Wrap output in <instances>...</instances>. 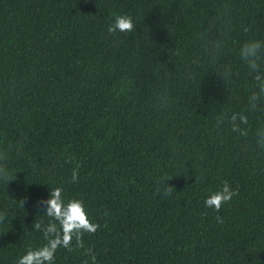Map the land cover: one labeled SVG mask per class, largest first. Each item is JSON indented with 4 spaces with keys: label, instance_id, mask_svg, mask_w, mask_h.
Instances as JSON below:
<instances>
[{
    "label": "trees",
    "instance_id": "obj_1",
    "mask_svg": "<svg viewBox=\"0 0 264 264\" xmlns=\"http://www.w3.org/2000/svg\"><path fill=\"white\" fill-rule=\"evenodd\" d=\"M118 15L132 32H108ZM251 39L264 41V0H0V150L13 173L0 181L12 211L0 264L45 242L37 202L57 185L101 225L84 237L97 264H264V105L247 112L254 81L239 57ZM225 112H247L246 137L217 126ZM225 180L239 194L217 213L204 199ZM85 259L60 249L55 264Z\"/></svg>",
    "mask_w": 264,
    "mask_h": 264
},
{
    "label": "clouds",
    "instance_id": "obj_2",
    "mask_svg": "<svg viewBox=\"0 0 264 264\" xmlns=\"http://www.w3.org/2000/svg\"><path fill=\"white\" fill-rule=\"evenodd\" d=\"M217 20L209 21L206 28L208 35L209 49L213 54H218L221 44V35L218 39L210 40L209 33L216 28ZM135 25L132 17L128 15H118L108 26L109 33L132 32ZM243 31L248 32L249 28L245 27ZM240 59L247 65L254 81L252 90L247 97V112L256 111L261 105H264V41L251 39L241 44L239 49ZM226 81L232 75L230 67H224L218 72ZM247 112L223 113L217 117V126L227 122L232 132L238 136L246 137L250 131L247 127L249 117ZM256 144L259 148L264 149V125L255 130ZM8 151L0 150V181L8 185L13 180V173L9 168ZM71 162V161H66ZM170 178L164 177L158 183L165 185L163 195L170 196L173 187L169 186L167 181ZM202 180L203 176L197 177L196 180ZM70 182H79V165L72 170ZM239 194L238 188H233L227 180L222 182V186L212 191L205 199L206 208L219 212L222 206L232 201ZM22 206L25 201L20 200ZM39 208L37 213L42 215L33 223V230L42 234L44 243L39 247H29L18 257L16 264H55L56 253L60 249L67 252H73L76 249L82 251L84 257L90 258L83 260L82 264H97V256L91 246L86 247L85 235H94L101 227L98 222L90 219L83 199L78 197H68L64 195L62 186H55L49 189V195L46 199L37 202ZM10 208H0V225H3L11 215ZM108 215L107 211L103 213ZM217 223L223 224L222 216L215 217Z\"/></svg>",
    "mask_w": 264,
    "mask_h": 264
}]
</instances>
